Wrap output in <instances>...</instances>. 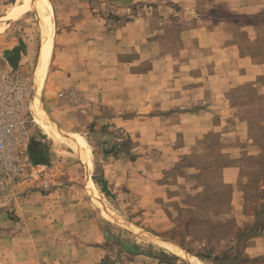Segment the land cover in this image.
Returning <instances> with one entry per match:
<instances>
[{
  "label": "rangeland",
  "instance_id": "1",
  "mask_svg": "<svg viewBox=\"0 0 264 264\" xmlns=\"http://www.w3.org/2000/svg\"><path fill=\"white\" fill-rule=\"evenodd\" d=\"M56 1L45 6L54 29ZM203 1L179 7L183 22L228 18L247 31L237 58L259 66L254 81L232 82L220 102L208 103L216 131L182 132L170 143L144 144V119L117 128L108 109L96 108L98 116L92 107L88 112L85 90L57 76L53 81L50 57L42 107L64 133L83 136L93 158L89 176L126 226L102 215L87 191L82 161L34 122L30 106L41 28L24 7L15 9L14 0H0V67L25 74L30 89L25 112L32 120L22 147L25 173L0 193V264H192L134 227L201 264H264V8L246 15L238 5ZM167 33L165 40L175 41L177 30Z\"/></svg>",
  "mask_w": 264,
  "mask_h": 264
},
{
  "label": "crops",
  "instance_id": "2",
  "mask_svg": "<svg viewBox=\"0 0 264 264\" xmlns=\"http://www.w3.org/2000/svg\"><path fill=\"white\" fill-rule=\"evenodd\" d=\"M195 1L100 0L87 5L79 0L68 5L57 0L53 81L57 76L85 90L91 102L84 103L87 111L92 107L98 116L97 109H108L117 128L144 119V144L170 143L182 132L216 131L208 103L220 102V93L232 82L254 81L259 66L237 58L246 30L228 18L183 22L179 7H193ZM204 1L238 5L236 10L246 15L264 8V0ZM171 27L177 33L168 42Z\"/></svg>",
  "mask_w": 264,
  "mask_h": 264
},
{
  "label": "bare ground",
  "instance_id": "3",
  "mask_svg": "<svg viewBox=\"0 0 264 264\" xmlns=\"http://www.w3.org/2000/svg\"><path fill=\"white\" fill-rule=\"evenodd\" d=\"M16 2L15 9L19 12L21 7H24L28 12L33 14L41 28V39L38 48L37 59L34 66V95L33 101L30 106V114L32 115L34 122L42 129L43 133L55 142L64 144L71 149L82 161L87 170V191L91 196L93 203L100 209L102 215H104L111 222L126 225L123 219L117 214L112 212L105 201L102 199L100 193L94 185L92 178L89 176L93 167L92 153L87 146L83 136L76 133H64L46 114L42 107L40 100V93L43 88L44 79L48 70V64L54 47V20L51 16V11L47 10V0H14ZM89 196V197H90ZM126 226H129L126 225ZM124 226V227H126ZM123 227V226H122ZM135 228V227H134ZM139 231L143 236L154 240L156 243L168 248L169 250L177 253L183 258H188L192 264H201L198 259L190 256L189 253L183 251L180 248H176L169 242H165L157 237L152 236L146 231ZM138 232V233H139Z\"/></svg>",
  "mask_w": 264,
  "mask_h": 264
},
{
  "label": "built area",
  "instance_id": "4",
  "mask_svg": "<svg viewBox=\"0 0 264 264\" xmlns=\"http://www.w3.org/2000/svg\"><path fill=\"white\" fill-rule=\"evenodd\" d=\"M29 85L19 69L0 67V193L14 185L25 173L23 144L29 135L26 118ZM48 183L44 187L48 188Z\"/></svg>",
  "mask_w": 264,
  "mask_h": 264
},
{
  "label": "water",
  "instance_id": "5",
  "mask_svg": "<svg viewBox=\"0 0 264 264\" xmlns=\"http://www.w3.org/2000/svg\"><path fill=\"white\" fill-rule=\"evenodd\" d=\"M18 60H19V50H17V51L15 52V56L13 57V59H12V61H11V64H12L13 66H16L17 63H18ZM32 154L35 155V152H34L33 150H32Z\"/></svg>",
  "mask_w": 264,
  "mask_h": 264
},
{
  "label": "trees",
  "instance_id": "6",
  "mask_svg": "<svg viewBox=\"0 0 264 264\" xmlns=\"http://www.w3.org/2000/svg\"><path fill=\"white\" fill-rule=\"evenodd\" d=\"M106 191L103 190V193H105Z\"/></svg>",
  "mask_w": 264,
  "mask_h": 264
}]
</instances>
